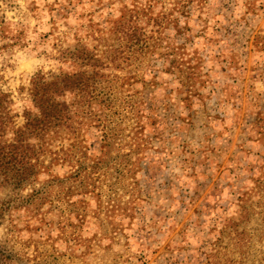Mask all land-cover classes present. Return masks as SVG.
I'll list each match as a JSON object with an SVG mask.
<instances>
[{"label": "rangeland", "instance_id": "obj_1", "mask_svg": "<svg viewBox=\"0 0 264 264\" xmlns=\"http://www.w3.org/2000/svg\"><path fill=\"white\" fill-rule=\"evenodd\" d=\"M77 47L104 65L88 178L0 188V264H264V0H0L3 140Z\"/></svg>", "mask_w": 264, "mask_h": 264}, {"label": "trees", "instance_id": "obj_2", "mask_svg": "<svg viewBox=\"0 0 264 264\" xmlns=\"http://www.w3.org/2000/svg\"><path fill=\"white\" fill-rule=\"evenodd\" d=\"M66 56L78 69L47 74L36 72L31 77L28 88L30 106L22 111L23 122L9 127L11 137L7 140L2 139V133L9 121L2 119L0 115V188L10 187L13 200L26 202V205H34L44 197L42 185L36 187L35 184L38 183L39 174L47 172L52 164L69 165L72 168L69 178L78 177L80 181L88 178L87 166L83 165L86 148L80 145L83 140L80 129L91 121L90 116L93 114L90 109L92 110L91 104L94 102L91 99L99 95L94 93L95 78L103 75L104 65L86 47L74 48ZM6 99L7 94L0 92V112L4 109L3 103L8 102ZM137 112L140 116L143 108ZM12 117L13 115L9 120ZM105 137L107 138L103 131L102 140ZM53 143H56L57 149L50 148ZM108 145L107 142L104 146ZM128 155L125 153L123 156ZM28 185L32 186L30 192L20 195V191ZM240 207L243 208V205Z\"/></svg>", "mask_w": 264, "mask_h": 264}]
</instances>
